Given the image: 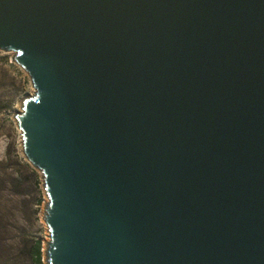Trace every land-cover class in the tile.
Here are the masks:
<instances>
[{"label":"water","instance_id":"1","mask_svg":"<svg viewBox=\"0 0 264 264\" xmlns=\"http://www.w3.org/2000/svg\"><path fill=\"white\" fill-rule=\"evenodd\" d=\"M46 264H264V0H0Z\"/></svg>","mask_w":264,"mask_h":264},{"label":"rangeland","instance_id":"2","mask_svg":"<svg viewBox=\"0 0 264 264\" xmlns=\"http://www.w3.org/2000/svg\"><path fill=\"white\" fill-rule=\"evenodd\" d=\"M12 53L0 50V170L15 177L20 184V194L2 192V201L12 216L14 229L6 235L12 248V264H46V225L43 220L45 196L41 174L29 165L20 145L19 130L14 114L20 110L22 101L32 93L26 73L12 61ZM39 248V259L35 254ZM22 256H18V251Z\"/></svg>","mask_w":264,"mask_h":264},{"label":"trees","instance_id":"3","mask_svg":"<svg viewBox=\"0 0 264 264\" xmlns=\"http://www.w3.org/2000/svg\"><path fill=\"white\" fill-rule=\"evenodd\" d=\"M1 165V163H0ZM20 182L17 175L15 177L5 173L4 170H0V264H12V248L7 244L6 235L10 234V231L14 229V224L10 223V217L12 216L9 207L7 206V200L2 201L1 193L11 192L17 196L20 194ZM35 254L39 259V248L36 247ZM18 256H22V251H18Z\"/></svg>","mask_w":264,"mask_h":264}]
</instances>
